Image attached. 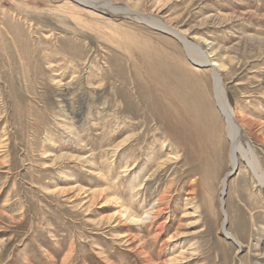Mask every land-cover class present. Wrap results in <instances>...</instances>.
Masks as SVG:
<instances>
[{"label": "rangeland", "instance_id": "rangeland-1", "mask_svg": "<svg viewBox=\"0 0 264 264\" xmlns=\"http://www.w3.org/2000/svg\"><path fill=\"white\" fill-rule=\"evenodd\" d=\"M114 1L207 52L263 172L264 0ZM107 13L0 0V264H264V184L232 165L211 63Z\"/></svg>", "mask_w": 264, "mask_h": 264}, {"label": "bare ground", "instance_id": "bare-ground-1", "mask_svg": "<svg viewBox=\"0 0 264 264\" xmlns=\"http://www.w3.org/2000/svg\"><path fill=\"white\" fill-rule=\"evenodd\" d=\"M82 3L83 5H89V6H97L100 7L102 11H105L106 13H110L111 15H119V14H125L130 16L133 19H136L137 21H142L143 23H146L147 25L156 27L161 29L163 32L172 35L175 38L177 37L184 45L186 52L191 58V60L198 65H206L210 64L211 66V72L212 77L214 80V90H215V98L217 105L219 107V110L221 114L223 115L226 125H227V134L229 137V140L232 144V165L233 167H236L237 158L236 153H240L242 156H244L251 164V167L254 171H256V178L264 184V171L262 170L259 172L258 169L254 166L258 163L256 160V157L254 155V152L252 150L251 142L249 138L247 139V134L244 130V122L242 120H239V117H237V113L235 108H233L230 104L229 97L226 92V87L223 85V80L221 78V72L219 73L214 65V61H212L207 52L203 51V49L196 43L190 41L186 35L179 32V30L173 26L172 23H170L168 20H164L161 18L160 15H154V13H148L144 14L141 12H138L137 10L131 9L129 7H126L125 5H120L119 3L115 2L114 0H77V2ZM121 3V2H120ZM107 13V14H108ZM248 128V127H247ZM246 141V144L243 143V141ZM251 157V158H250ZM253 157V158H252ZM259 160V159H258ZM257 162V163H256ZM256 163V164H255ZM260 165V163H259ZM262 167H259L261 169ZM225 183V180H224ZM224 193V188H223ZM226 194V191H225ZM128 209H124L123 212L120 211V213H124L126 216V219L134 220L138 217L140 219L142 215H135L133 212H130L127 214ZM226 232V231H225ZM227 237L235 242H237L241 245L239 240L233 236L230 233H226ZM230 234V235H229ZM235 239V240H234ZM236 243V242H235Z\"/></svg>", "mask_w": 264, "mask_h": 264}, {"label": "water", "instance_id": "water-1", "mask_svg": "<svg viewBox=\"0 0 264 264\" xmlns=\"http://www.w3.org/2000/svg\"><path fill=\"white\" fill-rule=\"evenodd\" d=\"M234 170H235V172L237 171L236 168H235ZM233 174H234V171H233L232 174H228V175L226 176V178H225V183H227L228 178H229L230 176H232ZM225 183H224V184H225ZM225 191H226V189L224 188V193L222 194V199H223L222 206H223V207H224V199H225V197H226Z\"/></svg>", "mask_w": 264, "mask_h": 264}]
</instances>
